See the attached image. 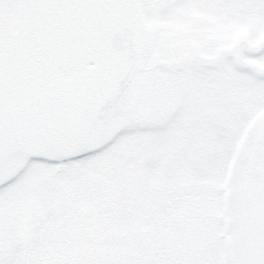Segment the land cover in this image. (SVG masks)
<instances>
[{
  "label": "snow or ice",
  "instance_id": "snow-or-ice-1",
  "mask_svg": "<svg viewBox=\"0 0 264 264\" xmlns=\"http://www.w3.org/2000/svg\"><path fill=\"white\" fill-rule=\"evenodd\" d=\"M0 264H264V0H0Z\"/></svg>",
  "mask_w": 264,
  "mask_h": 264
}]
</instances>
